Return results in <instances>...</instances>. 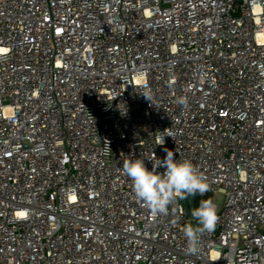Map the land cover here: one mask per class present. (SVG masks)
<instances>
[{
    "label": "built area",
    "instance_id": "1",
    "mask_svg": "<svg viewBox=\"0 0 264 264\" xmlns=\"http://www.w3.org/2000/svg\"><path fill=\"white\" fill-rule=\"evenodd\" d=\"M165 149L225 197L195 251L122 171ZM0 264H264V0H0Z\"/></svg>",
    "mask_w": 264,
    "mask_h": 264
},
{
    "label": "clouds",
    "instance_id": "2",
    "mask_svg": "<svg viewBox=\"0 0 264 264\" xmlns=\"http://www.w3.org/2000/svg\"><path fill=\"white\" fill-rule=\"evenodd\" d=\"M146 99L150 98L143 94ZM159 134L160 144L164 143V136L173 137L172 133ZM166 156L159 164L149 170L145 165L147 158L126 159L123 162V173L132 182V191L144 207L153 216L167 214L169 207L179 200H186L189 196L203 195L210 191V184L206 177L187 159L177 160L173 151L167 150ZM164 168L163 172L158 171ZM191 216L198 226L189 224L184 231L188 248L195 251L200 236L214 228L218 220L217 208L211 199L201 200L199 207L194 208Z\"/></svg>",
    "mask_w": 264,
    "mask_h": 264
},
{
    "label": "water",
    "instance_id": "3",
    "mask_svg": "<svg viewBox=\"0 0 264 264\" xmlns=\"http://www.w3.org/2000/svg\"><path fill=\"white\" fill-rule=\"evenodd\" d=\"M200 195H196V196H189L187 197V199L184 201V207L185 210L187 212L188 215H190L191 212V207L195 206L196 204V199L199 197ZM211 195L207 196L206 199H211ZM192 224L194 227L197 226L196 222L194 220H189L188 225Z\"/></svg>",
    "mask_w": 264,
    "mask_h": 264
},
{
    "label": "rangeland",
    "instance_id": "4",
    "mask_svg": "<svg viewBox=\"0 0 264 264\" xmlns=\"http://www.w3.org/2000/svg\"><path fill=\"white\" fill-rule=\"evenodd\" d=\"M212 201L218 207V209H220L224 204L225 197L222 194H218L212 199ZM195 207H196V204H195V206L191 207V209L192 208L194 209ZM191 212H192V210H191Z\"/></svg>",
    "mask_w": 264,
    "mask_h": 264
},
{
    "label": "trees",
    "instance_id": "5",
    "mask_svg": "<svg viewBox=\"0 0 264 264\" xmlns=\"http://www.w3.org/2000/svg\"><path fill=\"white\" fill-rule=\"evenodd\" d=\"M201 200H203V199L202 198H197L196 199V207L195 208H197L199 206V203H200ZM191 210H193V208Z\"/></svg>",
    "mask_w": 264,
    "mask_h": 264
}]
</instances>
